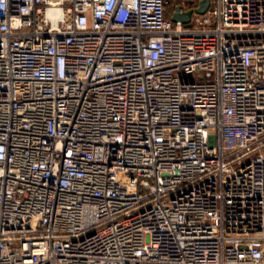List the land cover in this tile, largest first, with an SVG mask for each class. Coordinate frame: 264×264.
I'll use <instances>...</instances> for the list:
<instances>
[{
	"label": "built area",
	"instance_id": "2783aa9c",
	"mask_svg": "<svg viewBox=\"0 0 264 264\" xmlns=\"http://www.w3.org/2000/svg\"><path fill=\"white\" fill-rule=\"evenodd\" d=\"M200 1L0 0V264H264V0Z\"/></svg>",
	"mask_w": 264,
	"mask_h": 264
},
{
	"label": "water",
	"instance_id": "95a60500",
	"mask_svg": "<svg viewBox=\"0 0 264 264\" xmlns=\"http://www.w3.org/2000/svg\"><path fill=\"white\" fill-rule=\"evenodd\" d=\"M210 6V0H202L200 1L198 8L194 11L182 13V7H178L176 11L172 14L171 21L173 23L181 22L184 25H188L192 20L193 14L204 15L210 9Z\"/></svg>",
	"mask_w": 264,
	"mask_h": 264
},
{
	"label": "flooded vegetation",
	"instance_id": "af4514ba",
	"mask_svg": "<svg viewBox=\"0 0 264 264\" xmlns=\"http://www.w3.org/2000/svg\"><path fill=\"white\" fill-rule=\"evenodd\" d=\"M166 12H167V16H168V17H171L172 12H173V11H172V8H171L170 6H168Z\"/></svg>",
	"mask_w": 264,
	"mask_h": 264
},
{
	"label": "rangeland",
	"instance_id": "374dc122",
	"mask_svg": "<svg viewBox=\"0 0 264 264\" xmlns=\"http://www.w3.org/2000/svg\"><path fill=\"white\" fill-rule=\"evenodd\" d=\"M178 0H175V2L173 3L174 7L177 5Z\"/></svg>",
	"mask_w": 264,
	"mask_h": 264
}]
</instances>
